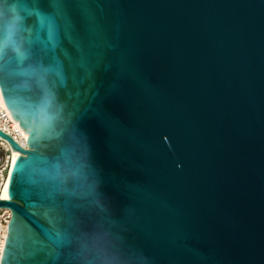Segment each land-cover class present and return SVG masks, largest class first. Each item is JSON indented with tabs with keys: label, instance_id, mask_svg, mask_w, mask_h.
I'll use <instances>...</instances> for the list:
<instances>
[{
	"label": "water",
	"instance_id": "water-1",
	"mask_svg": "<svg viewBox=\"0 0 264 264\" xmlns=\"http://www.w3.org/2000/svg\"><path fill=\"white\" fill-rule=\"evenodd\" d=\"M0 12V94L25 136L0 130L19 154L0 264H264V0Z\"/></svg>",
	"mask_w": 264,
	"mask_h": 264
},
{
	"label": "built area",
	"instance_id": "built-area-1",
	"mask_svg": "<svg viewBox=\"0 0 264 264\" xmlns=\"http://www.w3.org/2000/svg\"><path fill=\"white\" fill-rule=\"evenodd\" d=\"M11 128H12V120L7 115L6 111L0 106V130L10 135L12 139H14L22 147H25V145L21 143L19 136H16L13 132H9ZM11 154H12V150L8 145V143L0 138V200H4L1 196V191L7 183L9 172L12 167ZM9 219H10V211L8 209H0V228H7Z\"/></svg>",
	"mask_w": 264,
	"mask_h": 264
},
{
	"label": "snow or ice",
	"instance_id": "snow-or-ice-1",
	"mask_svg": "<svg viewBox=\"0 0 264 264\" xmlns=\"http://www.w3.org/2000/svg\"><path fill=\"white\" fill-rule=\"evenodd\" d=\"M62 2L63 3H69L70 0H62ZM0 15H3V13L0 12ZM59 19H60L59 17H55V16L48 18L50 38H51L52 29L56 26L57 21ZM43 23H44V19L42 18L41 24L43 25ZM5 31H6V29H5L4 25L0 24V60H2L4 55H5V47H6ZM50 100H51V96L46 95L44 98V103H48V102H50ZM53 195H55V193H53ZM79 255L83 258V264H93V261L100 259V257L98 255H93L92 260H88V254H86L84 250H81ZM36 264H47V262L46 261H37Z\"/></svg>",
	"mask_w": 264,
	"mask_h": 264
},
{
	"label": "bare ground",
	"instance_id": "bare-ground-1",
	"mask_svg": "<svg viewBox=\"0 0 264 264\" xmlns=\"http://www.w3.org/2000/svg\"><path fill=\"white\" fill-rule=\"evenodd\" d=\"M0 106L6 111L7 115L11 118L10 116V113L8 112L7 108L5 107V104L2 100V97H1V94H0ZM12 128L9 130V132H13L16 136H19L20 137V140H21V143L23 145H25V136L22 135V129L19 128L18 124L16 121H14L12 118ZM12 165L15 161V159L17 158V156L19 155L16 151H12ZM5 188H6V185L4 186V188L2 189L1 191V196L3 199H6V196H5ZM6 229L7 228H0V250L2 251V247H3V244H4V239L6 237ZM0 251V252H1ZM0 259H1V254H0Z\"/></svg>",
	"mask_w": 264,
	"mask_h": 264
}]
</instances>
